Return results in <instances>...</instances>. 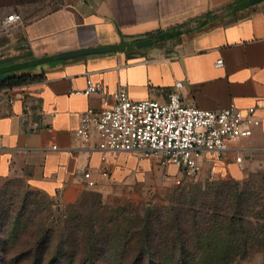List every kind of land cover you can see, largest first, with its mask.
I'll use <instances>...</instances> for the list:
<instances>
[{
	"label": "crops",
	"instance_id": "obj_1",
	"mask_svg": "<svg viewBox=\"0 0 264 264\" xmlns=\"http://www.w3.org/2000/svg\"><path fill=\"white\" fill-rule=\"evenodd\" d=\"M48 8L28 4L19 13L22 60L0 55L41 78L0 90V186L20 182L73 200L87 188L85 172L105 181L102 157L109 177L127 163L128 153L101 152L75 135L89 108L108 107L97 95L71 94L88 79L135 102L166 103L178 93L204 110L255 108L260 126L226 155L248 164L264 154V0H72Z\"/></svg>",
	"mask_w": 264,
	"mask_h": 264
},
{
	"label": "trees",
	"instance_id": "obj_2",
	"mask_svg": "<svg viewBox=\"0 0 264 264\" xmlns=\"http://www.w3.org/2000/svg\"><path fill=\"white\" fill-rule=\"evenodd\" d=\"M28 67L0 61V90L41 80ZM21 206L23 213L6 216L2 227L17 233L33 219L34 240L22 256L27 264H238L264 252V173L214 183L202 194H174L163 207L66 213L56 228H44L39 203L25 198Z\"/></svg>",
	"mask_w": 264,
	"mask_h": 264
},
{
	"label": "rangeland",
	"instance_id": "obj_3",
	"mask_svg": "<svg viewBox=\"0 0 264 264\" xmlns=\"http://www.w3.org/2000/svg\"><path fill=\"white\" fill-rule=\"evenodd\" d=\"M65 1L72 0H6L9 4L0 7V55L10 56L9 58L15 61L22 60L20 56H24L21 53L24 46L21 27L5 25L8 15L22 12L28 4L43 2L49 6L46 11H50ZM240 156L243 158L242 155L236 154L210 157L199 175L187 177L177 166L165 163L162 156L143 159L138 154L134 156L128 153L129 159L122 168L95 188H81L73 200L60 196L50 198L44 194H37L36 191H31L36 192L31 195L27 187L20 182L6 183L0 186V264H27L22 256L27 254L34 240L33 219L27 221L30 223L29 227L17 233L7 226L4 230L2 227L6 216L7 220H14L23 213L21 202L25 198L40 204L39 216L44 219V228L62 227L66 222V213L69 218L71 214L74 216L76 213L87 215L84 212L86 210L94 213L97 209L100 210L101 206L114 209L124 207L131 211L163 207L170 204L174 194L178 195L181 192L202 194L214 183L228 180L243 181L249 175L264 173V154L255 155L248 164L243 158L241 166L236 164ZM171 166H175V171L170 169ZM32 209L33 207L29 208ZM13 238L19 240L17 244ZM238 264H264V252H255Z\"/></svg>",
	"mask_w": 264,
	"mask_h": 264
},
{
	"label": "built area",
	"instance_id": "obj_4",
	"mask_svg": "<svg viewBox=\"0 0 264 264\" xmlns=\"http://www.w3.org/2000/svg\"><path fill=\"white\" fill-rule=\"evenodd\" d=\"M23 22L19 13L5 19L8 27ZM223 65V60L217 66ZM181 83H177V88ZM72 95L99 96L106 108H89L82 116L76 137L84 143L96 142L101 152L135 153L143 159L162 156L183 175L196 177L210 157H221L234 146L252 137L261 121L255 108L242 110L232 105L220 110H204L185 105L178 93L168 102L133 101L125 90L110 93L100 83L87 80L86 88ZM112 103V105H110ZM2 144L0 141V150ZM102 178H109L110 166L102 157ZM241 166L243 158H237ZM87 188H95L92 172L84 173Z\"/></svg>",
	"mask_w": 264,
	"mask_h": 264
},
{
	"label": "water",
	"instance_id": "obj_5",
	"mask_svg": "<svg viewBox=\"0 0 264 264\" xmlns=\"http://www.w3.org/2000/svg\"><path fill=\"white\" fill-rule=\"evenodd\" d=\"M88 53V52H87Z\"/></svg>",
	"mask_w": 264,
	"mask_h": 264
}]
</instances>
